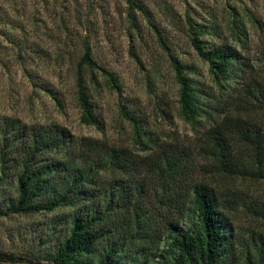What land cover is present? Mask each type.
Instances as JSON below:
<instances>
[{
    "label": "trees",
    "instance_id": "1",
    "mask_svg": "<svg viewBox=\"0 0 264 264\" xmlns=\"http://www.w3.org/2000/svg\"><path fill=\"white\" fill-rule=\"evenodd\" d=\"M124 1L131 41L132 30L148 27L177 86V106L168 94L157 96L166 107L158 117L177 109L193 136L186 141L152 129L140 100L99 64L88 36L79 43V59L68 58L66 47H78L69 40L54 59L30 41L25 22L3 18L22 35L6 38L21 73L63 107L40 66L45 60L70 66L80 121L99 131L94 98L98 74L104 76L132 127L133 145L0 114V221H12L17 234L10 235L25 245L11 251L0 246V264H264V197L250 188L264 185V82L250 76L242 52L244 21L232 15L229 43L219 41L216 15L199 22L189 12L184 19L165 14L208 65L210 80L204 82L146 3ZM130 52L141 63L133 45ZM238 181L248 184L236 188ZM28 217L39 220L18 225Z\"/></svg>",
    "mask_w": 264,
    "mask_h": 264
},
{
    "label": "rangeland",
    "instance_id": "2",
    "mask_svg": "<svg viewBox=\"0 0 264 264\" xmlns=\"http://www.w3.org/2000/svg\"><path fill=\"white\" fill-rule=\"evenodd\" d=\"M143 1L152 12L153 19L167 28L173 44L181 48L180 57L185 62H195L199 68V78L204 82L210 80L208 65L196 56L185 37L169 26L165 14L178 15L184 19L189 12L199 22L205 18L213 21L211 16L216 15L219 41L229 43H234L230 27L232 15H237V19L244 21L247 29L246 45L240 49L250 66V76L264 82V0ZM126 10L124 0H0V114L18 117L30 124L59 123L79 137L92 136L119 145H133L132 127L119 114L117 93L109 88L104 76L98 74L99 84L96 85L94 98L103 122L102 131L80 121L70 66L38 61L41 62L42 77L54 88L63 107H59L47 93L32 85L21 73L15 61L16 52L6 40L10 36L17 39L22 36L19 30L4 25V19H9L25 22L30 41L41 44L52 53L54 59L57 58L58 48L67 40L78 46L66 47L68 58L79 59V43L88 36L96 48L99 64L118 77L126 93L140 100L152 129L174 132L181 140L187 141L192 137L191 127L179 117L177 109L170 111L171 117H158V109L166 107L157 104V96L168 94L172 105L177 106V86L170 64L148 27H144L141 33L132 30L131 41ZM132 45L141 63L131 55ZM148 80L153 82L151 89ZM241 184L246 187L248 183L238 181L236 188L242 187ZM255 185L250 186L253 194L264 197V185ZM38 220V217L19 218L17 223L25 226ZM246 221L242 217L241 224ZM14 227L12 221H0V246L8 251L24 250L25 245L16 243L18 239L10 235L17 234ZM40 264L50 263L41 261Z\"/></svg>",
    "mask_w": 264,
    "mask_h": 264
}]
</instances>
